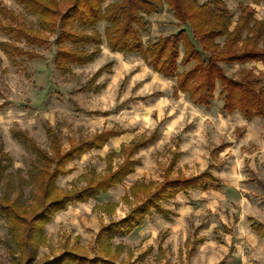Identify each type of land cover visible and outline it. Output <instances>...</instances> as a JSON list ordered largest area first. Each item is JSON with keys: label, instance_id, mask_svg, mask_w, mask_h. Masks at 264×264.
<instances>
[{"label": "rangeland", "instance_id": "obj_1", "mask_svg": "<svg viewBox=\"0 0 264 264\" xmlns=\"http://www.w3.org/2000/svg\"><path fill=\"white\" fill-rule=\"evenodd\" d=\"M226 4L234 13L235 25L240 13L239 1L226 0ZM59 5L64 12L70 0H59ZM252 5L257 16L264 18V0ZM15 17L30 28L38 27L37 15L28 12L24 5L15 0H0V25L14 24ZM148 18L151 26L150 32L144 34L145 44L181 27L167 3L159 13ZM107 25L105 21L97 25L104 39L102 45L107 44L104 34ZM3 26H0V43L14 42L41 57H18L17 65L0 45V200L15 199L25 205L33 202L43 166L35 147L52 151L53 138L47 134V126L58 134L64 152L97 132L124 131L121 136L110 138L103 148L92 149L67 165L72 171L57 181L59 187L67 190L84 186L93 174L95 178L105 174L109 162L117 168L127 157L123 148L131 147L132 140L148 136L155 129L160 133L152 146L140 149L135 155L142 160L135 174L128 175L123 183L97 198L69 204L47 223V239L38 250V263L65 249L89 257L102 255L96 237L102 225L124 217L132 208L133 205L122 199L129 187L138 180L159 181L173 152L177 151L185 154L186 160H181L175 172L192 175L211 166L216 175L239 189V196L235 190H230L228 195L226 191L193 192L190 202H172V207L180 209V217H174V224L188 226L190 237L188 243H182L181 235L164 242L169 249L163 255L165 262L264 264V237L253 228V223H259L264 229V116L248 121L239 113L228 114L222 109L219 89L211 106L194 103L188 94L175 93L176 78L158 73L137 52L122 53L123 56L112 60H104L103 56L102 66L98 63L74 65L72 72L64 73L54 63L56 35L50 36L51 42L47 45L32 46ZM108 63H112V72L103 70L89 89L82 90L97 70ZM222 66L231 76L239 77L240 70L246 68L264 77V69L257 65L222 63ZM225 141L230 146L219 151L218 147ZM81 175L83 178H79ZM109 201L118 202L112 213L105 209ZM146 225L147 228L133 236L114 238L113 244L123 245L118 262L134 261L141 255L148 247V244L143 246L144 231L154 232L164 222L156 214ZM165 234L162 230L155 243L164 240ZM9 235L7 222L0 219V264H12L3 243ZM174 241L180 244L177 255L170 248ZM155 255L153 252L135 263L164 264Z\"/></svg>", "mask_w": 264, "mask_h": 264}, {"label": "trees", "instance_id": "obj_2", "mask_svg": "<svg viewBox=\"0 0 264 264\" xmlns=\"http://www.w3.org/2000/svg\"><path fill=\"white\" fill-rule=\"evenodd\" d=\"M15 1L37 15L38 27L30 28L18 21L17 17L13 19L14 24L0 26L32 46L47 45L51 42L50 36L56 35L54 63L64 73L72 72L74 65L83 66L95 61L101 54L104 39L97 25L105 21L108 25L104 34L111 51L126 54L137 52L155 71L165 77L176 78L175 93L182 91L194 103L209 107L219 89L223 111L229 114L239 112L248 121L264 116V77L242 68L240 76L235 78L228 75L222 66V63H264V18L255 16L256 10L252 5L260 4L263 0H237L240 13L235 25L234 13L226 0H70L64 12L60 10L59 0ZM165 3L181 27L172 34L145 44L144 34L150 32L151 26L148 17L159 13ZM0 45L17 65L18 57H41L14 42L2 41ZM89 46L92 47L90 50ZM111 66L112 63H108L97 70L82 90L89 89L103 70L112 72ZM46 132L53 138L52 151L35 147L43 166L39 170V188L33 202L25 205L15 199L0 200V219L7 222L10 231L3 243L7 246L12 264H136L143 254L134 261L118 262L123 250L122 243L113 244L118 234H131L154 213L172 220L175 212L164 203H169L181 192L188 194L193 189L208 191L223 187L221 179L209 169L190 176L175 172L181 156L180 152L175 151L162 173V180L134 182L122 197L126 203L133 205L130 211L124 217L101 226L96 238L102 255L89 257L65 249L53 258L38 263V250L47 239V223L69 204L87 202L123 183L142 164L140 157H135L139 150L154 144L160 137L159 130L155 129L148 136L132 140L131 147L123 148L127 157L117 168L114 169L112 162H109L105 174L95 178L92 173L93 177L84 186L67 190L57 183L61 175L72 171L67 165L92 149L103 148L110 138L124 131L106 129L97 132L90 139L72 144L65 152L58 134L50 126L46 127ZM228 145L224 143L218 150ZM117 205L118 202L109 201L105 203V209L112 213ZM253 228L264 237L261 224L253 223Z\"/></svg>", "mask_w": 264, "mask_h": 264}, {"label": "crops", "instance_id": "obj_3", "mask_svg": "<svg viewBox=\"0 0 264 264\" xmlns=\"http://www.w3.org/2000/svg\"><path fill=\"white\" fill-rule=\"evenodd\" d=\"M239 16V15H238ZM258 19H262L261 17H258L257 16V11H256V15H255ZM238 19V18H237ZM104 22V21H103ZM103 56H105V58H104V60L106 59H110V60H112V59H114V58H119L120 56H123L122 55V53H120V52H113V51H111L110 50V48L108 47V45L107 44H103L102 45V56H101V54H100V56H99V58H97L95 61H93V62H91V63H98L99 65H100V63H101V59H102V57ZM103 62V61H102ZM91 63H88V64H91ZM87 64V65H88ZM104 64V63H103ZM102 64V65H103ZM245 64H250V65H257L261 70H263L264 69V63L263 62H256V61H254V62H248V63H245ZM102 65H100V66H102ZM230 65V64H229ZM242 65H244V64H242ZM228 74V73H227ZM229 75V74H228ZM231 76V75H230ZM235 77V76H234ZM235 78H238V77H235ZM217 91V90H216ZM213 104V103H212ZM195 105V104H194ZM200 106H204V105H200ZM204 107H206V106H204ZM236 113H239V112H236ZM229 114V113H228ZM235 114V113H234ZM240 114V113H239ZM241 115V114H240ZM176 116V115H175ZM177 116H178V114H177ZM242 116V115H241ZM243 117V116H242ZM244 118V117H243ZM124 134V133H123ZM151 134V133H150ZM122 135V134H121ZM120 135V136H121ZM117 137H119V136H116V137H113V138H111V139H115V138H117ZM160 138V137H159ZM226 142V141H225ZM227 143V142H226ZM224 144V143H223ZM153 145V144H152ZM152 145H150V146H152ZM222 145V144H221ZM230 146V144L228 145V146H226L223 150H221V151H224L225 149H227L228 147ZM149 147V146H148ZM147 148V147H146ZM146 148H142L141 150H143V149H146ZM220 151V150H219ZM183 159H185L186 160V155L185 154H181V156H180V158H179V160H178V163H177V165H176V168L175 169H179L180 167H179V164L183 161ZM182 160V161H181ZM191 163V162H190ZM208 168V167H207ZM204 169V170H201V171H199V172H196L195 174H192V175H196V174H199V173H201V172H203V171H205V170H211V166H210V168H208V169ZM212 171V170H211ZM136 172V171H135ZM135 172L134 173H132V174H130L129 176H131V175H133V174H135ZM213 172V171H212ZM176 174V173H175ZM184 174L185 175H187V176H190L189 174H187V173H185L184 172ZM213 174L214 175H216L214 172H213ZM128 176V177H129ZM217 177H219L220 179H221V181H222V183H223V187L220 189V190H213V189H211V190H208V191H203V190H200V189H193V190H191L188 194H185V193H183V192H181V193H179L178 195H177V197L175 198V199H173V200H171L169 203H164V205L167 207V208H169V209H171V210H173L174 212H175V214L172 216V220H168V219H166L163 215H161V214H158V213H154L152 216H149V217H147V219H146V221H145V223H144V225H142L141 227H139V228H137V229H135L131 234H129V235H125L126 237H129V236H133V235H135L136 233H140V231L141 230H143V229H145V228H147V223H149V221L150 220H152V218L154 217V215H159L160 216V219L164 222V226H160V227H157L156 229H155V231L154 232H150V231H144V233H143V236H142V241H143V246H146V244H148V247H146L145 248V250H144V252L142 253L143 254V258L142 259H144L145 260V258H147L151 253H153V252H155V258L157 259V261L159 262V261H163L164 262V264H167L165 261H167V259L166 258H164L163 257V255H167V252L166 251H169V249H166V248H168V247H165V244H164V242H167V241H171V240H174V239H177L176 237L177 236H179V235H181L182 236V238H183V241H182V243H188L189 241H187V240H189V233H188V226L186 227V226H183V225H176V224H174V222H173V219H174V217L175 218H178V217H180L179 216V212H180V209H176L175 207H172V202H174V201H179V202H183V201H187V202H190V200L191 199H193V195H192V193L194 192V193H196V192H200V193H202V194H205V193H209V192H212V191H221V192H224L225 193V191H226V193H227V195H228V192L230 191V190H235V194H237L238 196H239V189L237 190V187L236 186H234V185H232L231 183H228L226 180L224 181L223 179H222V177H220L219 175H216ZM161 177V179L159 180V181H161L162 180V175L160 176ZM136 182V181H135ZM225 183H227V184H225ZM133 184V183H132ZM130 188V187H129ZM113 189V188H112ZM107 193V192H106ZM102 195V194H101ZM225 195V194H224ZM226 196V195H225ZM191 197V198H190ZM239 199V198H238ZM115 202V201H114ZM80 203V202H79ZM190 205V204H189ZM178 207H179V204H178ZM225 227V226H224ZM198 228H200V227H198ZM203 228V227H202ZM162 230H164L165 232H166V238H168V239H164V240H159V242H158V244L157 243H155V239H157L159 236H160V233L162 232ZM214 231H217L218 232V229H214ZM154 234V235H153ZM118 235H123V234H118ZM150 235H151V237H150ZM171 244H172V246H170V248H172V251H173V253H175L176 255H177V253H179V248H180V244H179V242H177V241H174V243H172L171 242ZM177 244V245H176ZM157 245V246H156ZM176 245V246H175ZM193 253V252H192ZM176 257V256H175ZM190 257H191V253H190ZM140 261V260H139ZM229 264H233V263H229Z\"/></svg>", "mask_w": 264, "mask_h": 264}]
</instances>
